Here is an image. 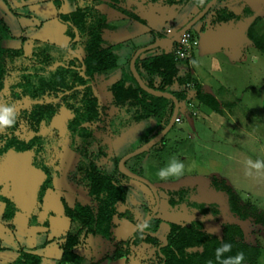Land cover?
Returning <instances> with one entry per match:
<instances>
[{
    "label": "rangeland",
    "instance_id": "374dc122",
    "mask_svg": "<svg viewBox=\"0 0 264 264\" xmlns=\"http://www.w3.org/2000/svg\"><path fill=\"white\" fill-rule=\"evenodd\" d=\"M121 5L137 13L145 22L116 9L109 0L96 5L100 12L107 15L105 32L119 56L117 67L98 75L93 82L100 102L106 105L113 100L109 90L111 83L123 77L134 83L129 66L135 51L156 40H169L199 11L197 5L192 3L152 5L147 0H124ZM250 5L255 9L254 15L243 12ZM76 6L77 0H64L62 12L70 13ZM58 13L59 8L53 0H11L10 5L0 0V20L6 22L12 34L5 35L1 44L6 47L25 44L27 52L31 51L35 40L66 47L71 36L67 31L68 24L59 19ZM257 14L260 19L254 25V30L264 34V0H218L191 27L190 31L198 38L199 44L191 58L176 62L178 75L187 79V82L177 86V89L187 91V97L180 103L178 116L181 119L156 146L127 162L131 170L159 188L160 207L157 216L164 220L183 224L201 220L206 232L219 237L224 235L226 225H241L243 239L260 246V255L255 262L245 260L244 264H264V170L259 173L253 170L249 175L245 165L247 158L264 160V111H261L262 106L259 104L264 98V50L257 48L246 36L249 23ZM165 49L172 50L173 47L170 45ZM83 55L84 50L79 47L66 53L65 58L81 59ZM193 60L197 63L193 64ZM16 79L10 75L7 78L8 85ZM196 82L206 91L220 92L225 99L221 104L222 112H215L198 101L195 95ZM228 84L235 93L227 91L225 87ZM236 94L242 97V103L234 102ZM247 102L252 103L250 106L255 109L254 113L249 110L251 107L247 108ZM9 103L15 105L16 113L30 105L29 100L14 99L10 90L6 89L0 104ZM70 116L71 111L62 106L51 126L43 125L41 128V133L53 135L60 143L59 151L48 161L49 165L55 166L53 186L48 188L42 199L39 195L46 175L34 164L33 153L10 149L0 154V186L17 207L12 221L14 227H10L2 219L6 204L0 200V264H7L17 257L22 247L42 254L46 258L42 264H52L53 260L61 256V237L68 231L78 230L79 224L65 215L62 198L74 206L77 201L84 204L91 202V197L77 179V166L82 156L67 146V120ZM235 120L249 126L252 135L235 127ZM161 121L159 118L126 120L119 125L116 133L109 135L106 132L105 136L99 138L100 147L105 153L97 158L100 168L121 179L120 183L126 188L128 197L120 209L129 211L132 218H116L113 239L103 240L99 249L93 245L88 247L94 250L81 249L86 258L85 264H92V259L103 258L113 242L126 239L138 223L156 209V197L151 187L141 180L121 176L116 165L122 156L143 145L159 129ZM5 128H0V133ZM17 134L29 139L33 132L21 119ZM2 144L0 140V146ZM95 149L98 150V146ZM173 157L185 161L184 175L168 181L159 180L156 175L158 169ZM215 183L232 187L247 219H241L229 211L222 200L224 190H217ZM180 189L188 190L187 197L177 194ZM170 199L175 203L170 202ZM187 200H216L221 203L220 212L217 217L203 214L199 209L187 205ZM251 205H256L262 212L254 211ZM32 215L38 217L34 224L30 222ZM46 221L49 222L48 226L45 225ZM165 230L166 226L161 236ZM48 239L53 241L42 246ZM88 240L92 244V240ZM127 258L111 261V264L159 262L155 245L152 244L144 245Z\"/></svg>",
    "mask_w": 264,
    "mask_h": 264
},
{
    "label": "trees",
    "instance_id": "16d2710c",
    "mask_svg": "<svg viewBox=\"0 0 264 264\" xmlns=\"http://www.w3.org/2000/svg\"><path fill=\"white\" fill-rule=\"evenodd\" d=\"M5 1L10 5L11 0ZM53 1L59 8V19L68 24L67 31L71 40L66 47L38 40L32 42L30 52H27L25 44L20 47L3 46L1 42L4 36H12V34L6 22L3 19L0 20V98L5 90L9 89L14 99L30 101L29 107L21 108L17 113L15 125L11 128L6 127L0 133V140L3 141L0 154L10 149L33 153L34 164L46 175L39 195L42 199L48 188L53 186L52 173L55 166L49 165L48 161L55 157L60 149V143L53 135L41 133V128L43 125L51 126L53 118L62 106L71 111V116L67 120V146L82 156L77 166V179L86 187L91 202L84 204L77 201L74 206H70L62 198L65 215L72 222L78 223L79 227L78 230L68 231L61 237L59 244L62 254L55 264H85V256L76 250L84 238L91 236L111 241L115 219L127 216L132 218L129 211L120 209V205L125 203L128 197L126 188L120 183L121 179L114 173L100 168L97 158L104 152L100 147L99 138L105 136L106 132L113 135L119 125L125 123L126 120L162 119L159 129L145 140L144 143H146L168 125L175 103L171 97L155 95L142 88L130 70L134 83L129 82L126 77L111 83L109 90L113 100L111 104H102L93 82L98 75L117 67L119 60L118 54L114 51V44L109 42V36L105 32L107 15L100 12L96 6L103 0H77L76 9L70 13L62 12L64 0ZM109 1L121 12L145 22L137 13L121 5L124 0ZM210 1L147 0V3L152 5L192 3L197 5L199 13ZM14 12L17 11L14 10ZM243 12H249L250 15L255 13L248 6ZM259 19L257 14L253 21H250L246 36L257 48L264 50V34H259L254 30V25ZM75 28L79 33L78 40H75ZM79 47L84 50L81 59L78 57L65 58L66 53L77 50ZM165 47L157 46L143 51L137 57L135 66L149 87L171 93L181 103L187 97V91L177 89V86L187 82V79L178 75L176 64L178 59L172 50H167ZM129 68L131 69L130 66ZM10 75H14L17 79L8 85L7 78ZM195 85V95L198 101L215 112H220L222 107L217 98L211 92L206 91L200 83L196 82ZM21 119L33 132L29 139H23L17 134ZM96 146L99 151L95 149ZM119 161L116 170L125 177L127 175L119 169ZM215 188L224 190L222 200L231 213L238 215L241 219L248 218L238 205V196L232 187L215 183ZM177 194L187 197L188 190L180 189ZM0 200L6 204L3 221L8 226L14 227L12 221L17 207L2 192L1 186ZM170 202L175 203L173 199H170ZM186 204L199 209L203 214H212L215 217L219 214L221 206V203L216 200H187ZM251 209L262 212L256 205H251ZM36 217L37 215L31 216L32 224L38 221ZM144 222H147V228L136 227L126 239L113 242L108 252L111 259H128L131 253L138 251L146 244H152L155 245V254L159 258L158 264H208L209 260L217 264L214 259V249L222 241L233 244L232 252L226 253V256L234 255L242 250L245 253V260L255 262L260 255L258 245L250 244L243 239L244 233L239 225H226L224 235L219 237L206 232L201 220H194L189 224L166 221L157 216L156 211H153L138 224ZM48 224L49 222L46 221L45 225L48 226ZM164 226L166 230L161 236ZM42 260L41 254L22 247L17 257L7 264H42Z\"/></svg>",
    "mask_w": 264,
    "mask_h": 264
},
{
    "label": "water",
    "instance_id": "95a60500",
    "mask_svg": "<svg viewBox=\"0 0 264 264\" xmlns=\"http://www.w3.org/2000/svg\"><path fill=\"white\" fill-rule=\"evenodd\" d=\"M218 0H211L196 16H194L186 25H184L182 28H180L169 40H156L153 43L144 46V47H140L139 49H137V51L134 53L133 57L131 58L130 61V67H131V71L134 75V77L136 78L137 82L140 84V86L142 88H144L145 90H147L150 93H153L155 95H160V96H167V97H171L174 100L175 103V107H174V111H173V115L170 119V122L168 123V125L158 134L156 135L154 138H152L150 141L144 143L143 145H141L140 147H138L136 150L127 153L126 155H124L120 161H119V169L122 173L126 174L129 177L141 180L143 182H145L146 184H148L152 191L155 194L156 197V202H157V206L156 209L154 211L158 212L159 207H160V196H159V188L157 186H155L149 179H147L146 177L142 176L141 174H138L134 171H132L131 169H129L126 165V161L128 159H130L131 157L142 153L143 151H146L148 149H150L152 146H154L156 143H158L169 131L170 129L174 126L175 122H176V118L179 114V110H180V103L178 101V99L176 98V96H174L171 93L168 92H164L158 89H154L149 87L141 78L139 72L136 69L135 66V62L137 57L145 50H148L150 48H154L157 46H161V47H165V46H170L172 45L179 36H181L185 31L190 30L191 27L198 21L200 20L210 9L211 7L217 2ZM76 31V37L75 40L79 39V33L78 30L75 28Z\"/></svg>",
    "mask_w": 264,
    "mask_h": 264
},
{
    "label": "clouds",
    "instance_id": "9594fccd",
    "mask_svg": "<svg viewBox=\"0 0 264 264\" xmlns=\"http://www.w3.org/2000/svg\"><path fill=\"white\" fill-rule=\"evenodd\" d=\"M193 64L197 61L193 60ZM17 120V113L15 111L14 104H0V128H11L15 125ZM246 171L249 175L255 170L259 173L264 170V160L261 159H251L247 158L245 160ZM186 171V163L184 160L173 157L166 164L160 167L156 173L157 178L161 181H168L170 179H176L184 175ZM140 229H145L148 227L147 222L137 225ZM233 250V244L231 242L222 241L219 246L214 249V259L217 264H244L245 253L237 251L234 255H225L226 253H231ZM208 264H213L212 260L208 261Z\"/></svg>",
    "mask_w": 264,
    "mask_h": 264
},
{
    "label": "crops",
    "instance_id": "0c3cea01",
    "mask_svg": "<svg viewBox=\"0 0 264 264\" xmlns=\"http://www.w3.org/2000/svg\"><path fill=\"white\" fill-rule=\"evenodd\" d=\"M249 7V6H248ZM250 8L252 9V10H254L255 11V9L253 8V6L252 5H250ZM226 89H227V91L228 92H230V93H235L233 90H232V87L228 84L226 87H225ZM232 91V92H231ZM208 92H211L216 98H217V100L220 102V104H223V102H225L224 100V98H222L221 97V94H220V92H214V90H208ZM246 92H247V90H245L244 91V94H246ZM227 98V97H226ZM233 99H234V102H236V103H242V97H240V96H238L237 94L233 97ZM228 102V101H227ZM248 103V107L247 108H249V107H251L249 110H253L252 112L254 113V108L252 107V106H250V105H252V103H253V100H252V103L250 104L249 102H247ZM259 104H261V106L262 107H260L261 108V111L263 110L264 111V109H263V107H264V98H262V101L259 103ZM223 108V107H222ZM262 111V112H263ZM220 112H222V109H221V111ZM219 112V113H220ZM232 115V114H231ZM233 116V115H232ZM253 116H254V114H253ZM235 127H237V128H242V130L243 131H245L246 132V134H248V135H252L251 134V132L249 131V126H244L243 124H240L238 121H236L235 120ZM50 226V225H49ZM241 226V225H240ZM241 228H242V226H241ZM245 235H246V233H245ZM91 239L92 240V244L89 242V240L88 239ZM99 240V241H98ZM51 241H53L52 239H48L45 243H44V245H42V246H46L47 244H49V243H51ZM102 241H103V239H96V238H92V237H86V238H84L83 240H82V242H81V244L76 248V250H79V251H77V252H79L80 254H82V255H84L82 252H81V249L82 250H94L93 248H90V247H88V245H93L94 246V248H96L97 247V249H99V247H101L102 246ZM59 246H60V244H59ZM259 246V245H258ZM110 247V246H109ZM260 247V246H259ZM61 248V247H60ZM108 252H109V250H108ZM108 252H107V254L103 257V258H96V259H92V263H97V264H111L112 262H114V261H118V260H113V259H111L110 257H109V255H108ZM61 254H62V249H61ZM42 255V254H41ZM42 257H43V259L45 260L46 258L42 255ZM60 258V257H59ZM58 259V258H57ZM57 259L56 260H53L51 263L52 264H55L56 263V261H57ZM123 259V258H122ZM112 261V262H111ZM119 261H121V259L119 260Z\"/></svg>",
    "mask_w": 264,
    "mask_h": 264
},
{
    "label": "built area",
    "instance_id": "2783aa9c",
    "mask_svg": "<svg viewBox=\"0 0 264 264\" xmlns=\"http://www.w3.org/2000/svg\"><path fill=\"white\" fill-rule=\"evenodd\" d=\"M198 44V38L190 30H187L172 44V51L178 60L188 59L191 58ZM180 119L181 118L177 116L176 122H179Z\"/></svg>",
    "mask_w": 264,
    "mask_h": 264
}]
</instances>
